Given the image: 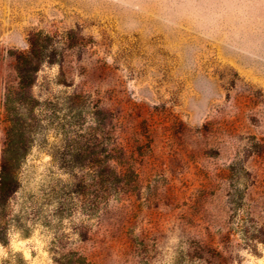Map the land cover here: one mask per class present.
I'll return each instance as SVG.
<instances>
[{
  "label": "rangeland",
  "instance_id": "rangeland-1",
  "mask_svg": "<svg viewBox=\"0 0 264 264\" xmlns=\"http://www.w3.org/2000/svg\"><path fill=\"white\" fill-rule=\"evenodd\" d=\"M251 3L0 0V264H264Z\"/></svg>",
  "mask_w": 264,
  "mask_h": 264
},
{
  "label": "trees",
  "instance_id": "trees-1",
  "mask_svg": "<svg viewBox=\"0 0 264 264\" xmlns=\"http://www.w3.org/2000/svg\"><path fill=\"white\" fill-rule=\"evenodd\" d=\"M10 139L5 144L3 150V162L0 168V229L6 223V207L11 196L19 189L18 165L22 156L14 151L17 148ZM1 233V230H0ZM0 241L5 242L0 236ZM81 264H94L81 256Z\"/></svg>",
  "mask_w": 264,
  "mask_h": 264
},
{
  "label": "clouds",
  "instance_id": "clouds-1",
  "mask_svg": "<svg viewBox=\"0 0 264 264\" xmlns=\"http://www.w3.org/2000/svg\"><path fill=\"white\" fill-rule=\"evenodd\" d=\"M169 9L172 7H176L175 5L172 6H168ZM190 7V6H189ZM207 7H214V6H207ZM219 7H224V8H234V7H240L244 10H247L251 17L256 18L259 16L264 15V3H251V4H245V5H240V6H236V5H221Z\"/></svg>",
  "mask_w": 264,
  "mask_h": 264
}]
</instances>
